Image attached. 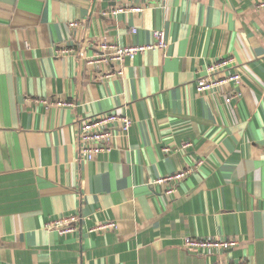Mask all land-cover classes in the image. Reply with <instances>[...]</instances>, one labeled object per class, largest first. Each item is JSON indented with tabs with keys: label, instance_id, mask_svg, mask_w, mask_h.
I'll list each match as a JSON object with an SVG mask.
<instances>
[{
	"label": "crops",
	"instance_id": "0c3cea01",
	"mask_svg": "<svg viewBox=\"0 0 264 264\" xmlns=\"http://www.w3.org/2000/svg\"><path fill=\"white\" fill-rule=\"evenodd\" d=\"M260 1L0 0V264H264ZM119 6L143 10L109 13ZM157 29L166 48L126 57L122 77L98 80L75 56L55 53L104 39L149 44ZM226 57L243 78L231 103L234 83L197 91L205 69ZM122 109L130 131L116 130L96 161L82 158L80 119ZM186 166L197 168L170 198L149 185ZM70 214L82 218L75 232L45 225ZM107 221L116 229L90 231ZM187 237L238 244L192 250Z\"/></svg>",
	"mask_w": 264,
	"mask_h": 264
},
{
	"label": "built area",
	"instance_id": "2783aa9c",
	"mask_svg": "<svg viewBox=\"0 0 264 264\" xmlns=\"http://www.w3.org/2000/svg\"><path fill=\"white\" fill-rule=\"evenodd\" d=\"M164 2L165 0H160ZM257 8L264 10V0L258 2ZM130 10L133 12H141L143 8L141 6L124 7L119 6L111 10L110 14L117 12ZM71 27H76L77 23L72 22ZM131 32L135 34L136 28H132ZM154 40L149 44L135 45L131 44L125 47L118 45L115 42L104 39L98 43L90 44L86 46L84 44L74 43L68 47L56 48L55 53L57 56L73 55L78 60L94 69V72L98 74V80H109L112 77H122L123 68L122 64L126 57L131 59L138 53H144L145 51L152 49H165L167 46L165 32L161 29L154 30ZM88 48L95 49V53L88 54ZM233 58L226 57L220 59L218 62L208 66L205 69V74L197 80V91L199 93H205L215 87L225 86L226 84L234 83L236 89L230 91L225 95V101L227 103L233 102V100L240 98L242 91L239 90L242 83V74L238 71V67L233 64ZM233 64V72L220 76L214 73L217 71L230 67ZM120 66V68H116ZM108 66L114 67L113 70L107 69ZM32 102H42L49 106H72V102H65L61 100L53 101L48 99H28ZM134 123V120L122 110H111L108 112L95 114L89 117L80 119L77 126V144L81 157L87 161H96L98 157L107 154L112 147V139L114 132L117 130L121 133L130 131ZM201 164V161L198 162ZM197 168V167H196ZM191 166H186L183 170H177L166 176L156 178L149 181V185L162 188L163 194L170 198L176 188L180 185L185 178L188 177L193 171L196 170ZM82 222V218L77 214L63 215L59 218H53L46 222V227L51 230H55L60 234H67L75 232L79 229ZM117 224L113 221L97 222L90 228L91 232H100L102 230H114ZM238 244V240L235 238H229L226 240L218 238H195L187 237L185 239V246L188 249L196 250L200 248H206L209 251H216L219 249L233 248ZM218 264H249L245 259L240 261H226Z\"/></svg>",
	"mask_w": 264,
	"mask_h": 264
}]
</instances>
